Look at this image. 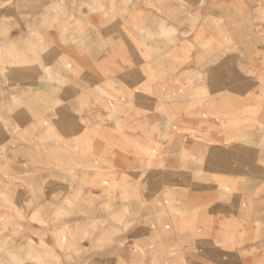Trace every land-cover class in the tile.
Masks as SVG:
<instances>
[{
    "label": "crops",
    "instance_id": "0c3cea01",
    "mask_svg": "<svg viewBox=\"0 0 264 264\" xmlns=\"http://www.w3.org/2000/svg\"><path fill=\"white\" fill-rule=\"evenodd\" d=\"M185 4L132 0L117 18L52 29L44 53L0 71L1 151L44 154L47 193L123 219L134 237L110 264L263 262L246 236L264 198L255 8Z\"/></svg>",
    "mask_w": 264,
    "mask_h": 264
},
{
    "label": "rangeland",
    "instance_id": "374dc122",
    "mask_svg": "<svg viewBox=\"0 0 264 264\" xmlns=\"http://www.w3.org/2000/svg\"><path fill=\"white\" fill-rule=\"evenodd\" d=\"M140 1L156 4L163 12L162 7L171 2L186 5L191 0ZM131 2L0 0V71L25 64L44 53L52 29L59 32L79 29L97 15L117 18ZM245 2L254 5L260 37L264 38V0ZM207 11L213 13L216 8L208 6ZM256 130L257 136L262 134V139H257L264 148V114ZM15 157L23 162V176L18 178L17 185L11 170ZM48 163L42 153L14 154L0 149V264H110L111 254L126 248L127 238L134 236L126 234L123 219L89 217L87 213L97 212L88 211L84 203L69 204L62 201L61 193H47L49 180L56 176L46 169ZM32 176L35 179L30 180ZM250 212L254 217L249 219L253 224L246 235L247 244L250 253L264 264V198L256 201Z\"/></svg>",
    "mask_w": 264,
    "mask_h": 264
},
{
    "label": "bare ground",
    "instance_id": "6f19581e",
    "mask_svg": "<svg viewBox=\"0 0 264 264\" xmlns=\"http://www.w3.org/2000/svg\"><path fill=\"white\" fill-rule=\"evenodd\" d=\"M131 11V10H130ZM229 43V42H228ZM38 63V62H37ZM24 68V67H23ZM68 246V245H67Z\"/></svg>",
    "mask_w": 264,
    "mask_h": 264
}]
</instances>
